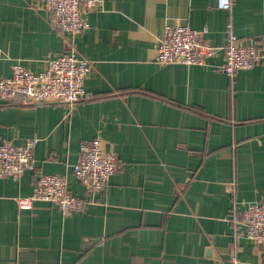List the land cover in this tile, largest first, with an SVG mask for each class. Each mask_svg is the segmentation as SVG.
<instances>
[{
  "label": "crops",
  "instance_id": "obj_1",
  "mask_svg": "<svg viewBox=\"0 0 264 264\" xmlns=\"http://www.w3.org/2000/svg\"><path fill=\"white\" fill-rule=\"evenodd\" d=\"M39 0H0V79L19 63L40 72L70 43L93 63L89 98L5 104L0 143L36 138L35 169L0 178V264H264L245 237V208L264 204V64L223 72L228 30L264 36V0H101L89 27L70 36ZM206 28L217 51L201 66L158 64L166 25ZM229 26V28L227 27ZM99 139L119 169L83 209H19L40 174L72 173L82 140Z\"/></svg>",
  "mask_w": 264,
  "mask_h": 264
},
{
  "label": "built area",
  "instance_id": "obj_2",
  "mask_svg": "<svg viewBox=\"0 0 264 264\" xmlns=\"http://www.w3.org/2000/svg\"><path fill=\"white\" fill-rule=\"evenodd\" d=\"M39 3L48 12L52 28L75 36L89 27L88 15L100 6L101 0H39ZM231 3L232 0H216L217 8L224 11L230 9ZM205 33V27L194 30L181 24L166 25L156 44L155 62L204 65L217 51L216 47L204 42ZM222 49V70L229 78H233L239 70L264 64L263 35L243 40L228 30ZM92 69L93 63L82 57L70 43L62 54L48 58L40 72H32L17 62L12 64L10 76L0 79V101L5 104L66 103L72 106L90 97L84 89V80ZM36 142V138H29L20 145L1 142L0 178L18 179L24 172L33 171ZM118 169L116 155L105 151L99 139L82 140L72 173L82 184L87 196L85 199L67 191L64 177L40 174L31 193L26 197H17L16 205L19 209H31L34 202H45L56 205L63 216H69L102 193ZM244 214L245 237L264 248V204H248Z\"/></svg>",
  "mask_w": 264,
  "mask_h": 264
},
{
  "label": "bare ground",
  "instance_id": "obj_3",
  "mask_svg": "<svg viewBox=\"0 0 264 264\" xmlns=\"http://www.w3.org/2000/svg\"><path fill=\"white\" fill-rule=\"evenodd\" d=\"M11 72V71H10Z\"/></svg>",
  "mask_w": 264,
  "mask_h": 264
}]
</instances>
